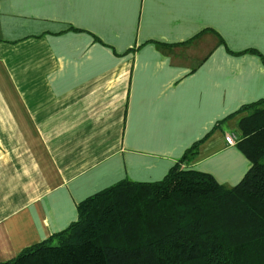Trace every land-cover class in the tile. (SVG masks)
Segmentation results:
<instances>
[{
  "label": "crops",
  "instance_id": "crops-1",
  "mask_svg": "<svg viewBox=\"0 0 264 264\" xmlns=\"http://www.w3.org/2000/svg\"><path fill=\"white\" fill-rule=\"evenodd\" d=\"M248 48L264 56V0H0V261L210 131L184 166L242 176L224 134L243 114L224 117L264 98V64L227 49Z\"/></svg>",
  "mask_w": 264,
  "mask_h": 264
},
{
  "label": "trees",
  "instance_id": "trees-1",
  "mask_svg": "<svg viewBox=\"0 0 264 264\" xmlns=\"http://www.w3.org/2000/svg\"><path fill=\"white\" fill-rule=\"evenodd\" d=\"M227 51L264 64L256 49ZM238 114L232 133L249 167L233 186L184 166L210 131L161 179L124 178L85 197L64 229L0 264H264V98L224 119Z\"/></svg>",
  "mask_w": 264,
  "mask_h": 264
},
{
  "label": "rangeland",
  "instance_id": "rangeland-1",
  "mask_svg": "<svg viewBox=\"0 0 264 264\" xmlns=\"http://www.w3.org/2000/svg\"><path fill=\"white\" fill-rule=\"evenodd\" d=\"M228 165V164H227ZM226 165V167H227ZM224 166H219L218 170L214 172V174H212L219 182H221L222 184H224L225 186L227 187H231L233 186L238 180L239 178L241 177L240 174H238L237 176L235 177H232V178H227L226 177V172H225V168Z\"/></svg>",
  "mask_w": 264,
  "mask_h": 264
},
{
  "label": "built area",
  "instance_id": "built-area-1",
  "mask_svg": "<svg viewBox=\"0 0 264 264\" xmlns=\"http://www.w3.org/2000/svg\"><path fill=\"white\" fill-rule=\"evenodd\" d=\"M224 140L227 144L229 145H233V144H236V141H237V137H236V134L232 133V132H229V133H225L224 134Z\"/></svg>",
  "mask_w": 264,
  "mask_h": 264
}]
</instances>
